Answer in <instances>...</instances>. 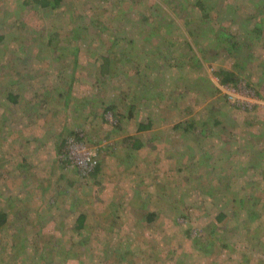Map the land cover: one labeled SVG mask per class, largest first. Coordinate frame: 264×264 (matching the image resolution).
<instances>
[{
    "label": "rangeland",
    "instance_id": "1",
    "mask_svg": "<svg viewBox=\"0 0 264 264\" xmlns=\"http://www.w3.org/2000/svg\"><path fill=\"white\" fill-rule=\"evenodd\" d=\"M75 1L78 3L80 0ZM0 2V7L6 9L3 14H0L2 21L0 32L7 35L5 43L7 48H0V82H5L12 75L8 64L11 53L7 49L17 41L19 42L21 34L24 33L19 27L17 30L16 21H19L21 26L26 24L28 28L40 29L45 24L57 27L63 26L66 22L69 23L68 17L79 12L65 14L54 10L51 13L53 18L50 19L51 17H45L43 12L38 14L30 9L31 6L13 10L16 0H0ZM86 2H82L80 6L81 19L85 15L82 14V10L87 11L91 8V5L84 8ZM131 5L134 7L128 6L125 15L128 16L127 26L130 29L127 41L134 39L139 49H133V56L126 58L123 48L128 45H124L123 41H117L119 39L116 35L119 29L115 27L119 24L107 27V24L101 23L102 18L97 15L88 17L87 28L82 22L79 23L83 27V34L88 35L89 38L96 36L95 26L104 29V38L106 35H110L111 39L115 38L117 45L114 48L116 54L113 58L128 59L125 63L118 62L124 70L122 73L119 71V78L110 76L105 80L104 77L96 75L93 60L89 58L92 57L93 51L97 55L103 54L100 42L97 43V49L94 48L95 46H86V51L79 56L80 63H75V59L66 54L61 57L59 65L49 60L54 67L53 71L46 70V66L43 65L41 73L36 74L40 64L30 59L27 64L18 68L21 74L15 75L13 79L17 81L21 79L18 87L23 88L24 98L38 99L42 103H47L45 98L34 95L35 88L39 87L38 82H42L40 90L45 93L44 95L53 96V100H48V103L50 107L53 106L56 114L55 120L49 121L50 117L47 116L48 113L51 115L50 112L47 113L49 106L37 103L36 110L28 111L31 105L29 106L27 102L22 103L15 110H11L12 106H10L5 107L10 108L9 111L0 112V179H2L0 182L3 183L0 185L2 189L4 188V191L0 190L1 197L3 196L6 200L12 188L18 190L13 179L19 177L21 182L28 185L26 190L31 204L27 203L26 209L31 211L30 217L37 216L41 210L43 212L47 209L51 210V214L46 217L47 221L45 219L42 222V225L45 224L43 234H46L49 239L43 244L39 253L48 264H80L82 262L83 264H264V217L256 220L254 214L250 213L253 205L249 207L245 202L239 204L241 200L239 198L247 197L249 193L255 191V195L261 196L264 200L262 177L258 176L254 181L255 178L252 176L254 169L249 168V175L244 176L245 179L239 176L238 185L239 188L243 185V189H236L237 196L228 194L232 188L228 185V178L236 177L234 167L229 161L236 162L240 159L236 153L250 150L245 147L243 139L246 137L243 138L241 133L247 131L256 134L255 136L264 137V82L261 87H256L253 80L252 89L250 86L246 87V83L251 81L243 75L235 84H222L220 78L216 76L218 72L216 70L219 68L234 70L233 61L228 62L227 57H223L222 60L231 63L229 65L222 64V61H215L217 45L215 46L214 41H210L212 37L207 32L212 27L213 21L209 18L202 19L204 13L200 14V11H190L191 6L188 0H135ZM135 7H139L137 11ZM169 20L176 24L177 29L168 27ZM202 21L204 22L201 23ZM132 29H137L136 33ZM150 29L160 35L150 43L141 40L142 36L138 33ZM168 35L171 39L174 37L175 45H170L171 42L167 40ZM167 43L169 46L166 45ZM182 45L183 48L179 54V48ZM261 47L256 48V53L253 55L256 59L253 63L256 65L258 57H264V45ZM145 49L150 51L145 52ZM178 56L180 59L184 57L183 59L189 60V66L182 71L183 74H180L185 78H192L195 83L200 82L201 77L210 80L214 92L209 101L217 100L215 105H212L208 101H203L202 98L188 94L186 101L189 105L195 102L198 105L197 111L215 107L217 119L222 118L218 113L220 111L225 119L238 117V121L235 120L241 126L233 132L237 136L228 146V153L226 151L221 156L217 154L223 150L219 148V145L216 147L214 144L219 143V139H229L224 135L221 138H213L209 145L204 139L200 140L203 151H199V144L195 145L192 141H187L192 146L195 145L192 151L186 150L183 143L168 146L175 152L174 160L180 169L184 168L185 161L190 159L192 163L197 160L207 163L213 175L219 176L217 182L212 185L204 182L203 174L206 168L196 165L197 163L191 168L190 173L183 171L181 174H175L163 158H159V164L154 168L153 166L149 168L145 162L135 163L134 167L132 164V168H126L119 162V158L124 156L122 153L125 145L122 144V140L129 138L127 140L129 141L136 135L135 127L129 126L128 123L121 126L123 130L118 131L123 134L122 136L114 135L118 134L114 131L118 120L114 115L116 111L122 110V107L120 109L118 105H124L125 102L130 101V88L135 91L137 97L144 93V89L147 90L146 94L152 89V87L149 89L143 87L138 71L142 75V81L146 78L151 85L154 83L156 86L160 80V88L169 78L179 80L178 70L166 73L165 69L172 59L180 60L177 59ZM48 57L45 54V58ZM13 63H11L13 66L17 65V62ZM255 64L251 67L256 66ZM70 65L73 68L69 70ZM148 65L151 68L145 69ZM71 75L74 76L73 80L70 78ZM70 81L72 83L74 81V97L76 99L82 97L83 103L89 98L95 99L97 109L95 104L89 101L88 107L84 105L79 108L78 106L81 105L79 102L76 104L70 102L71 108L66 106L64 93L66 92L67 95ZM117 85L120 87L118 90L115 88ZM157 88L160 89L158 86ZM49 92L51 93L48 95ZM200 101H203V104L199 105ZM109 102L111 105H116L117 110L103 115L104 108ZM223 102L237 105L240 109L227 111L225 106L221 109ZM2 105L3 101L0 100V107ZM76 108H79V111H76ZM244 110L247 112L243 113ZM174 119L175 117L171 116L168 121H163L165 127L161 129L164 134L169 133V129L176 123L173 122ZM246 121L248 124L245 126ZM76 133L84 135L83 141H78L81 136L73 135ZM163 133H161L162 137ZM108 136L109 138L106 139ZM249 138L250 136H247V139ZM63 141L66 143L59 149L58 146H61ZM153 144L151 141L146 142L144 152L139 154L140 159L153 147L160 150L159 154L162 153V146H153ZM117 145L120 147L117 148ZM260 145L264 147V141ZM239 148L241 150H238ZM195 149L200 154L197 158L191 156ZM210 151L216 152V160H213L214 158L207 160L208 155H211ZM228 154H230V160L217 161L218 157H227ZM80 161L88 163L89 170L86 172H92L91 176L85 177L88 173L83 174L79 169ZM98 163L101 169L94 174ZM143 177L146 182L138 186ZM247 181L251 185L250 189H245L244 185ZM75 189H78L77 195L83 198L84 202L80 206L71 207L68 201L69 195L74 194ZM150 195L153 196L151 200ZM33 196L37 201L41 196L39 203H32L36 201L32 198ZM145 197L150 200V206H146L147 210H151L150 207L153 205L158 207V218L151 224H147L142 219L148 211L145 212L139 203ZM58 204L63 206L56 210ZM220 212H227L233 219L229 222L230 224L228 223V228L220 229L219 226L218 231L209 233L212 224H216V216ZM54 213L55 221L52 218L54 216H51ZM80 213L87 214L89 218L87 227L81 231L75 230V233L70 232L69 230L76 228L73 223ZM61 232L67 234V242L64 246L59 244L57 247L55 244L59 239H56V236L61 237ZM219 233L224 243L229 240L228 244L234 245L232 247L229 245V249H224L226 245L219 243L217 244L220 247L212 246ZM254 234L258 236L253 238ZM200 237L202 239H198Z\"/></svg>",
    "mask_w": 264,
    "mask_h": 264
},
{
    "label": "trees",
    "instance_id": "2",
    "mask_svg": "<svg viewBox=\"0 0 264 264\" xmlns=\"http://www.w3.org/2000/svg\"><path fill=\"white\" fill-rule=\"evenodd\" d=\"M16 1L17 3H14V6L12 7L13 10H15V8L23 9L24 7L31 6L30 9L38 12V14L43 12L44 16L47 18L51 17L50 19L53 18L51 13L54 10H57V12H64L65 14L67 12L69 14L73 12L79 13L72 14L71 16H69V23L66 22V24H63V26L61 25L57 27H52L51 25L45 24L44 27L42 26L40 27V29L28 28L26 24L22 25V27L20 22L16 21L17 30L19 27L21 30L24 31V33L21 34V39H18L19 42L17 41V43H14L12 47H9L7 49V51L11 53L9 54L10 57H8V60L10 61V63L8 64L9 67H11L12 75L10 74L11 78L9 80L7 79L5 82H0V100L3 101V105L2 107H0V112L4 111L3 113H5L6 111H9L10 108L5 107L10 106H12L11 110H15L24 102H27V104L29 103V106L31 105L28 111H31V109L36 110L38 108L37 103L42 106H49L48 100H53L52 95H44L45 93L40 90L42 82H38L39 87L38 89L35 88L36 92L34 93V95L36 97L39 96L45 98L47 100V103H42V101H38V99L28 100L24 98L25 94L23 95V88L21 89L20 87H18V83L21 81V79L17 81L13 79V77L15 75L17 76L18 74H21L18 68L24 66V64H27V61L29 59L32 62L36 61L40 64V69L37 70L38 72L36 74L41 73V68L43 65L46 66V70L53 71L54 67L51 65V63H49V60H51L53 64L55 63L59 65L61 64V57L63 55L68 54L72 56L73 59H75V63H80L79 56L84 51H86V46L90 45L89 47L95 46L94 48H96L97 43L100 42V44L102 45L103 54L97 55L96 52L94 53L93 51L91 55L92 57H90L89 59L93 60L96 75H100L104 77L105 80H107L108 78H110V76L113 78H119V71L122 73L124 70L123 67H121V64L118 62L125 63L126 61H128V59H126L127 57L133 56V52L135 49L139 50L137 45H135L134 39H132V41L130 42L127 41V39L129 38L128 33L130 32V29L127 26L128 16L125 15V11L127 10L128 6L131 8L134 7V5L131 4L135 0H80L78 3L75 0ZM85 1L87 2L84 5V8L88 7L89 5H91V8L87 11L82 10V14L85 15H83V18L81 19L80 6L82 2ZM188 2L191 6L190 11H200V14L204 13L202 14V19L207 20V18H209L213 21L212 27H210L207 32L211 34L212 38L210 39V41H214L216 43L215 46L217 45V55L214 56L215 61L223 62V57H227L229 60L228 62L232 63L233 61L234 70H227L226 68H219L216 70L218 71L216 73V76L220 78L222 84H235L239 81L241 76L245 75L248 81H251L249 83H246V87L250 86V88H252L251 84L253 80L255 81L254 83L256 84V87H261L264 82V57H258V64L256 65L255 63H253L256 60L254 59L253 55L256 53V48L264 45V0H188ZM138 8L139 7H135L136 11ZM3 11H6V9L0 7V14H3ZM44 11L49 12L45 13ZM92 15H97L101 17V23L107 24V27H111L110 25L114 26L119 24L118 27H115V29H119V32H117L118 35H116L119 39L117 41H123L125 42L124 45H128V47L123 48L125 51L124 54L126 58L120 57V59L118 60H115L113 58V56H115L116 54L114 48L115 45H117V41L114 40L115 38L111 39L112 37L110 35H106V38H104L103 34L105 33V31L102 27L95 26L97 32L96 36L93 38H89L88 35L83 34V27H81L79 23L82 22L87 28L89 23L88 17H92ZM0 22L2 24L1 18ZM203 22L204 21H202L201 23ZM167 24L169 25L168 27L172 26L173 29H177L176 24L172 20H169ZM223 25L227 26L224 27ZM132 31L136 33L137 29H132ZM138 34H141V40L147 41L148 43H150L151 40L160 35V33L154 32L151 29L149 31L142 30ZM173 39L174 37H172L171 39L169 35L167 36V40L171 42L170 45H175L173 44ZM37 41L39 42L36 43ZM6 42L7 35L1 31L0 48H7L5 46ZM166 45H168V43ZM182 48L183 45L179 48V54L181 53ZM144 51L146 52L150 50L145 49ZM56 52H58L59 54H57ZM45 54H47L49 57L45 58ZM183 58L180 59V57L178 56L177 59L180 60L172 59L171 61H169L167 66L165 67L166 73H170L172 70H178L177 72L179 74L182 73V71L189 66V60L187 58ZM12 62H17V65L13 66L11 64ZM231 63H227L226 61L222 64L229 65ZM254 64L256 66L251 67V65ZM71 68H73V66L70 65L69 70ZM146 68L149 69L151 67L148 65L145 67V69ZM182 74H180L179 80H175L176 78L167 79L162 84L163 86L160 88V80L159 82H157L156 86L154 85V83L151 85L149 84L150 81H147L146 78L145 81H142V75L140 71H138V75H140L141 77V79H139L141 81V84L143 83V87H148V89L149 87H152L149 93L146 94L147 90L144 89V93H142L140 97H137L135 91H132V89L130 88V101L125 102L124 105H118L120 106V109L122 107V110L116 111V105H111V102H109L108 106H105L104 108L103 115H106L107 113L113 111L117 112L114 115L118 119L115 123L116 130L114 131H116V133L120 131L119 129L123 130L121 126L125 125L126 123H128L129 126L135 127L134 132L136 136L132 137L129 141H127L129 138L126 140H122V144L125 145V148L123 149L122 153L124 156L119 158V162L122 164V166H125L126 168H132V164L134 167L135 163L142 164V162H145L147 163V165H149V168L151 166H153L154 168L156 165L159 164V158H163V160H166L168 162V167L170 168V170H173L175 174H181L183 171L190 173L189 171L192 170L191 168L194 167L197 163L196 165L200 167L204 166L206 168V172L205 174H203V176L205 177L204 182H209V185H212V183L217 182L219 176L216 177L215 175H213V172L210 171V168L209 166H207V163H201V161L199 160H197V162L195 161L192 163L190 159L189 161H185V167L180 169L177 167V163L174 160L176 159L175 152L170 150L168 146L170 144L177 143L176 145H178L180 143H183V145L186 146V150L192 151L194 149V146L198 143V150L200 151L203 149L200 140L204 139L205 143L209 145L211 144L210 141L213 138H221V136L224 135L227 136V138L229 139H219V143L214 144V146L216 147L217 145H219V148L223 150V152L221 151L219 154H217L221 156L225 154L226 151L228 153V146L230 145V143H233L235 137L237 136H235L233 132L237 128L239 129V127L241 126H239V123L237 124L238 117L225 119V116L222 115L220 111L218 113L223 119H217L215 107L214 109L212 108L210 110L204 109V111H197L198 105L195 102L189 105L188 101H186L188 94H193L196 97L202 98L203 101H208L209 104L212 105H215V102L217 100L214 99V101H209L210 96L212 97V93L214 92V88L210 83V80L201 77L200 82L195 83L192 78H185ZM70 78L71 80H73L74 76L71 75ZM73 83L72 81L69 82L67 95L66 92L64 93V96L66 98V106L68 105V108H71V105H69L70 102L74 104L79 102L81 104L78 106L79 108L84 105L88 107L89 101V103L91 104L94 103L97 109V105L95 103L96 101H94L95 99H85L87 101L83 103V101H81L82 97L80 99H76L74 97ZM157 86L160 88L159 90ZM115 88L116 90L120 89L119 85H117V87ZM164 89L165 91H160ZM150 92L151 95L149 96ZM50 93L51 92H49L48 95ZM203 101L198 102V104H203ZM226 103L227 102H223L222 107L220 108L223 109V106H225L227 111L231 109H240L237 107V105L229 103L228 105ZM79 108H76L75 110L79 111ZM245 111L246 110H244L243 113L247 112ZM48 112H50L53 117L56 114L53 111V106L49 108L47 113ZM51 115L49 113L47 114V116L50 117L48 120H55V117L53 118ZM171 116L175 117L173 122L176 123L173 125V127L169 129V133L164 134L163 130L161 129L165 127L163 125V121H168ZM27 119L30 120V118L28 117ZM231 122H233V124H231ZM244 124L246 126V124H248V121L244 122ZM123 132L126 133L125 131ZM161 133L164 134L163 137L161 136ZM73 135H76V137L81 136L77 133ZM114 135L120 137L123 134H120L118 132V134ZM255 135L254 133H248L247 131H243L241 133V136L243 138H246L242 139L245 141V147L250 150H246L245 152L239 151L241 153H236V155H238L240 159L236 162H234V160L229 161V163H231L234 167V173H236V177H233V179L228 178V185L232 187L231 191H228V194L231 193L232 196L233 194H235L236 189H243V185L241 188H239L238 180L240 179V177L242 179H245V177L249 175V168L254 169V173L252 175L255 178L254 181L258 178V176L262 177V189H264V147L260 145L261 143H263L264 137ZM147 136L149 137L146 138ZM247 136H250V138L247 139ZM113 137L114 136H112L111 138ZM83 138L84 135L81 136L80 140H76L83 141ZM108 138L109 136L106 139ZM150 141L151 143H154L153 146H162V153L159 154L160 150L157 147H153L148 151V153H146V155L142 157V159H140L139 154L143 150H145L146 142ZM187 141H192L195 145L192 146ZM65 143L66 142L63 141L62 145L58 146V148L61 149L62 147H64ZM118 147L120 146L117 145V148ZM198 150L195 149V151L191 153V156L197 158V155L199 154ZM238 150L241 149L239 148ZM215 153L211 152V155H208L207 160H211L212 158H214L213 160H216ZM251 154H253V156L250 157ZM221 159H224L225 162L226 160H230V154H228L227 157H218L217 161L220 162ZM100 169V163L96 164L94 174L98 173ZM4 171H6L5 168ZM91 173L92 172L88 173L85 177H88L89 175L91 176ZM0 181H2V179H0ZM144 182H146L145 177H143L142 181L139 182L138 186H140ZM13 183H15L18 190L12 188V191H10V193L7 195L6 200H4L3 196L1 197L0 195V202H4V204H0V264H48L47 260H43L42 255L39 253L41 252L43 244L47 241V239H49L46 234H43L45 224L42 225V222L45 219L47 221L46 217L51 214V210L47 209L45 212L41 210L42 212L39 211L40 213L37 216L33 215V217L31 218V211L26 209L28 208L27 203L31 204V202L29 201L30 197L28 196L26 190L28 185H26V183H24L23 181L21 182L19 180V177L18 179H13ZM0 184L3 185L2 182H0ZM1 185L0 190L4 191V188L2 189ZM244 186L245 189H250L251 187V185L248 184V181L247 184H245ZM77 190L78 189H75V193L69 195L70 198L68 201H70L71 207L75 205L80 206L84 202L83 198L77 195ZM255 192L249 193L247 197L239 198L241 199L239 201V204H243L245 202L249 205V207L250 205H253V209L250 210V213L254 214L255 219L257 220L260 217H264V200L261 198V196H256ZM152 197L153 196L150 195V200L152 199ZM32 198H34V196ZM40 199L41 196L39 197V200ZM39 200H36L35 202L32 201V203H39ZM150 200L145 197L139 203V205L143 210H145V212L148 211L146 214L143 215L145 217L142 218L143 221H145L147 224L153 223L158 218L157 205H153L152 207H150L151 210L146 209V206L150 204ZM48 204H51V202H49ZM60 204L56 206V208L58 207L56 210L63 206V204L62 206H60ZM46 205L47 204H45V206ZM56 212L57 211H55V213ZM55 213L54 215H51L54 216L52 217L53 220L56 217ZM232 219L233 217H231L230 214H228L227 212L218 213L215 221L216 224H212L209 229V233H214L215 231H218L219 226L220 229L228 228L230 224L229 222ZM88 221L89 218L87 214L80 213L76 218L75 222L73 223V226L75 225L76 228L74 230L71 229L72 231H69L75 233V230L81 231L85 229L87 227L86 223H88ZM60 236L61 237L56 236V239H59L58 243L55 244V246L57 247L59 244L64 246L65 242H67L66 233H62ZM220 236L221 233L216 236V240L213 242L212 246L215 245L220 247L217 244L219 243L220 245H226L223 247L224 249H229V245H231V247L234 245H232L231 243L228 244L229 240L225 241L224 243L223 239ZM255 236L258 235L254 234L253 238H255ZM209 237L214 236L209 235ZM198 239H202V237ZM83 263L84 262L80 264Z\"/></svg>",
    "mask_w": 264,
    "mask_h": 264
},
{
    "label": "built area",
    "instance_id": "3",
    "mask_svg": "<svg viewBox=\"0 0 264 264\" xmlns=\"http://www.w3.org/2000/svg\"><path fill=\"white\" fill-rule=\"evenodd\" d=\"M79 169L82 171L83 174H87L88 172H86L87 170H89V165L87 162L85 161H80L79 163Z\"/></svg>",
    "mask_w": 264,
    "mask_h": 264
}]
</instances>
